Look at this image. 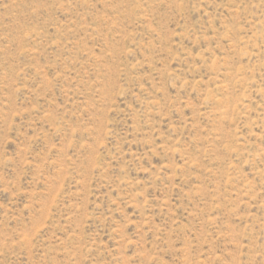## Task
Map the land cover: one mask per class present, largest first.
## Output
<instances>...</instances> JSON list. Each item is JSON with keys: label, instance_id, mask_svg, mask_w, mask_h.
I'll list each match as a JSON object with an SVG mask.
<instances>
[{"label": "rangeland", "instance_id": "obj_1", "mask_svg": "<svg viewBox=\"0 0 264 264\" xmlns=\"http://www.w3.org/2000/svg\"><path fill=\"white\" fill-rule=\"evenodd\" d=\"M0 264H264V0H0Z\"/></svg>", "mask_w": 264, "mask_h": 264}]
</instances>
